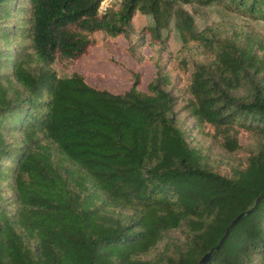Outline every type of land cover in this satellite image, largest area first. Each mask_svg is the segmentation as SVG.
I'll use <instances>...</instances> for the list:
<instances>
[{
  "label": "trees",
  "instance_id": "16d2710c",
  "mask_svg": "<svg viewBox=\"0 0 264 264\" xmlns=\"http://www.w3.org/2000/svg\"><path fill=\"white\" fill-rule=\"evenodd\" d=\"M102 1L0 0V264H197L248 210L207 264H264V39L183 7L264 22V0ZM120 39L145 90L53 68Z\"/></svg>",
  "mask_w": 264,
  "mask_h": 264
},
{
  "label": "rangeland",
  "instance_id": "374dc122",
  "mask_svg": "<svg viewBox=\"0 0 264 264\" xmlns=\"http://www.w3.org/2000/svg\"><path fill=\"white\" fill-rule=\"evenodd\" d=\"M105 8L117 9L121 0H103ZM183 7L193 15L195 27L201 30L207 25L221 22L227 30L239 31L241 35L254 34L264 39V22L258 19L246 17L238 12L226 10L219 5L203 6L195 3L184 4ZM104 10V9H103ZM102 10V11H103ZM136 31H141L145 26L152 25L150 15L137 12L133 19ZM163 38H168L166 53L174 55L180 48L181 41L173 22L161 31ZM125 40L120 39L114 45V52L108 53L102 47H91L87 55L81 57L70 67H65L59 62L53 64V68L60 76H68L73 71L85 74L87 81L99 89H107L112 92H122L130 86L131 72L141 73L140 89L145 90L147 83L153 77L155 69L151 65L137 66L136 61L121 49L126 47ZM144 55L152 54V49L144 47L141 51ZM253 136L245 139L253 140Z\"/></svg>",
  "mask_w": 264,
  "mask_h": 264
},
{
  "label": "water",
  "instance_id": "95a60500",
  "mask_svg": "<svg viewBox=\"0 0 264 264\" xmlns=\"http://www.w3.org/2000/svg\"><path fill=\"white\" fill-rule=\"evenodd\" d=\"M264 196V191H262L258 197L255 200V203H257L262 197ZM249 212L248 211H243L241 213H239L230 223L229 225L226 227V230L224 232V234L222 235V237L220 238L219 242L217 243V245H215L214 247H212L208 252H206L204 255H202V257L200 258V260L198 261L197 264H207L208 261L210 260L211 254L214 250L218 249L221 244L224 242L227 234L229 233L230 229L233 227V225L239 220L241 219V217L245 214H247Z\"/></svg>",
  "mask_w": 264,
  "mask_h": 264
},
{
  "label": "built area",
  "instance_id": "2783aa9c",
  "mask_svg": "<svg viewBox=\"0 0 264 264\" xmlns=\"http://www.w3.org/2000/svg\"><path fill=\"white\" fill-rule=\"evenodd\" d=\"M105 1H102L99 7V11L101 12L103 9H105V5H104Z\"/></svg>",
  "mask_w": 264,
  "mask_h": 264
}]
</instances>
